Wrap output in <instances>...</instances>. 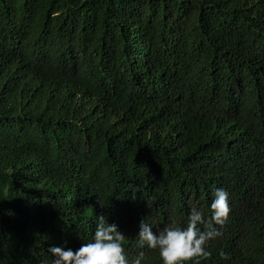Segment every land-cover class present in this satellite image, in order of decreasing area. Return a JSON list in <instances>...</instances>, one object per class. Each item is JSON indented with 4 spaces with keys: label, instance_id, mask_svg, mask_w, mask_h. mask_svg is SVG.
<instances>
[{
    "label": "trees",
    "instance_id": "obj_1",
    "mask_svg": "<svg viewBox=\"0 0 264 264\" xmlns=\"http://www.w3.org/2000/svg\"><path fill=\"white\" fill-rule=\"evenodd\" d=\"M217 188L199 264H264V0H0V264H52L101 215L162 264L141 220H207Z\"/></svg>",
    "mask_w": 264,
    "mask_h": 264
},
{
    "label": "clouds",
    "instance_id": "obj_2",
    "mask_svg": "<svg viewBox=\"0 0 264 264\" xmlns=\"http://www.w3.org/2000/svg\"><path fill=\"white\" fill-rule=\"evenodd\" d=\"M210 204V217L206 220L203 211L196 207L190 209L186 227H179L171 221L162 228L141 220L137 234L139 246L147 245L158 249L162 264H186L199 258L207 259L210 253L208 243L222 235L218 228L228 220L230 214V194L223 188L214 191ZM203 225L205 230H201ZM125 235L115 223H109L104 216L96 217L92 242L82 244L73 251L59 246L48 249L53 257L52 264H143L145 254L140 251L131 261L126 258L123 241Z\"/></svg>",
    "mask_w": 264,
    "mask_h": 264
}]
</instances>
